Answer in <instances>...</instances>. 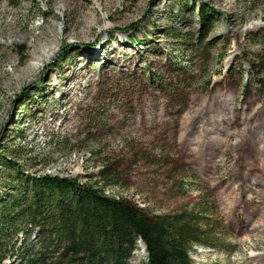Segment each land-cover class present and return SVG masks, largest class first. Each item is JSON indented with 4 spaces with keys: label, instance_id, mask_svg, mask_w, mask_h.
Wrapping results in <instances>:
<instances>
[{
    "label": "rangeland",
    "instance_id": "rangeland-1",
    "mask_svg": "<svg viewBox=\"0 0 264 264\" xmlns=\"http://www.w3.org/2000/svg\"><path fill=\"white\" fill-rule=\"evenodd\" d=\"M11 1L0 153L190 214L214 229L195 264H264V0ZM128 264H147L139 242Z\"/></svg>",
    "mask_w": 264,
    "mask_h": 264
},
{
    "label": "trees",
    "instance_id": "trees-1",
    "mask_svg": "<svg viewBox=\"0 0 264 264\" xmlns=\"http://www.w3.org/2000/svg\"><path fill=\"white\" fill-rule=\"evenodd\" d=\"M0 167V264H128L139 241L147 264H195L192 247H211L214 229L190 214H154L77 178L24 175L2 153ZM113 174L100 172L116 185Z\"/></svg>",
    "mask_w": 264,
    "mask_h": 264
},
{
    "label": "bare ground",
    "instance_id": "bare-ground-1",
    "mask_svg": "<svg viewBox=\"0 0 264 264\" xmlns=\"http://www.w3.org/2000/svg\"><path fill=\"white\" fill-rule=\"evenodd\" d=\"M42 48H43V47H41V45L38 44L37 47H36V49H35V52H36V51H40ZM23 78H24V76H22V78H20V79L23 80ZM139 244H141V243H139ZM142 246H143V245H142ZM143 248H144V246H143Z\"/></svg>",
    "mask_w": 264,
    "mask_h": 264
},
{
    "label": "water",
    "instance_id": "water-1",
    "mask_svg": "<svg viewBox=\"0 0 264 264\" xmlns=\"http://www.w3.org/2000/svg\"><path fill=\"white\" fill-rule=\"evenodd\" d=\"M143 244V243H142ZM144 245V244H143ZM144 248H145V245H144Z\"/></svg>",
    "mask_w": 264,
    "mask_h": 264
}]
</instances>
